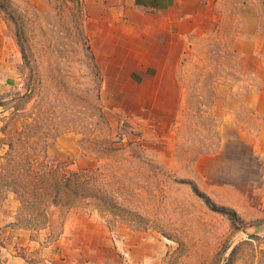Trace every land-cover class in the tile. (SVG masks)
<instances>
[{"label":"rangeland","instance_id":"374dc122","mask_svg":"<svg viewBox=\"0 0 264 264\" xmlns=\"http://www.w3.org/2000/svg\"><path fill=\"white\" fill-rule=\"evenodd\" d=\"M174 2L0 0V264H264V0Z\"/></svg>","mask_w":264,"mask_h":264},{"label":"crops","instance_id":"0c3cea01","mask_svg":"<svg viewBox=\"0 0 264 264\" xmlns=\"http://www.w3.org/2000/svg\"><path fill=\"white\" fill-rule=\"evenodd\" d=\"M130 4L140 10L142 14L152 17L170 15V8L176 5L175 0H128Z\"/></svg>","mask_w":264,"mask_h":264},{"label":"trees","instance_id":"16d2710c","mask_svg":"<svg viewBox=\"0 0 264 264\" xmlns=\"http://www.w3.org/2000/svg\"><path fill=\"white\" fill-rule=\"evenodd\" d=\"M78 178L77 177H75V179H72V178H70V181H69V183L70 182H73L74 184H76V183H78ZM72 192H73V195L75 196L74 198H72L71 200H75V198L76 197H78V194H79V192H78V190H72ZM211 206H212V208H214L215 210H224V207H222V206H217L216 204H214V202H211V204H210ZM226 209V208H225ZM236 215V214H235Z\"/></svg>","mask_w":264,"mask_h":264}]
</instances>
